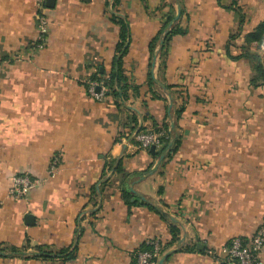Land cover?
Listing matches in <instances>:
<instances>
[{
  "label": "crops",
  "instance_id": "obj_1",
  "mask_svg": "<svg viewBox=\"0 0 264 264\" xmlns=\"http://www.w3.org/2000/svg\"><path fill=\"white\" fill-rule=\"evenodd\" d=\"M143 1L46 3V41L37 50L35 0H0V253L10 255L0 264H134L152 240L159 259L170 253L164 264H213L209 252L224 256L232 239L247 242L264 226V87L251 85L248 59L256 55L264 69V37H251L264 24V0H234L242 23L233 0H182L187 32L172 38L163 74L173 101L155 84L167 102L153 99L146 81L148 45L171 1ZM114 19L127 25L122 72L140 95L97 102L87 85L97 70L111 71ZM180 106V146L145 176L164 151L150 155L134 134L153 123L170 131ZM55 156L57 173L47 179ZM23 174L45 182L26 201L12 200L11 179ZM26 243V254L41 247L74 251V259L8 250Z\"/></svg>",
  "mask_w": 264,
  "mask_h": 264
},
{
  "label": "trees",
  "instance_id": "obj_2",
  "mask_svg": "<svg viewBox=\"0 0 264 264\" xmlns=\"http://www.w3.org/2000/svg\"><path fill=\"white\" fill-rule=\"evenodd\" d=\"M144 2L143 0H141ZM170 8L171 12L168 13L167 17L163 21L160 30L158 31L157 35L150 41L148 45V52H149V73L146 81V86L148 88V92L151 94V97L153 99L162 100L164 102H167V100L162 97L161 95L157 94L156 91V85L154 81L152 80V62L153 59L157 58V66H156V80L158 83L162 86L163 90L169 97L171 101H173L174 91L172 90V87L167 86L164 83L163 80V74L165 72V61L167 56V50L169 47V44L173 37L175 36H182L186 34L187 29H182L180 26L181 21L183 18H186L184 15V11L182 9V0H170ZM180 9V16L179 20L172 25L169 32L164 36L163 44L160 46L159 42L161 38L163 37L165 31L167 30L169 24L173 20L175 16L174 11V5ZM236 3L232 2L231 9L234 8ZM166 5H163V7ZM162 7V8H163ZM161 8V9H162ZM235 14L237 15V19L239 23H242V17L240 15V12L238 9H233ZM114 23L119 26V35H118V41L115 46V56L112 61V68L111 71L108 74H105V71L102 70L101 72L97 70L95 75L91 77L90 82H97L99 84H102V86L106 87L108 89V95L111 97L122 100L123 102H127L130 98L135 99L140 95V87L135 86L129 83V80L124 77L122 72V58L127 52V47H125L129 34H128V28L126 23L123 20L120 19H114ZM253 39H256V41H261V39L264 37V24L258 27L253 35H251ZM232 38V37H231ZM248 59L251 61L253 66V72H254V78L250 81L251 85H256L259 83L262 87H264V69L261 65L259 58L256 55L249 56ZM128 91H131V95L128 94ZM120 105V104H119ZM122 106V105H120ZM184 107L180 106L176 109L173 108L172 116H173V122L174 127L169 131L168 124H164L162 127H157L155 123L152 124L153 130H163L167 134V139L163 142V147L158 151L159 153H162L167 146L170 144V148L167 154V158H171L173 156L179 146H180V134L178 133L179 129L177 127V122L183 113ZM131 124H133L132 128L130 129V133L134 131L136 127V119H131ZM144 129L141 128L137 132H141ZM119 170V169H118ZM117 170V171H118ZM94 192V191H93ZM124 195L126 198L130 197L131 195L128 193L127 190H125ZM128 205V202H127ZM140 205L146 206V204L141 203ZM153 210V209H152ZM155 213H159V211L154 210ZM160 214V213H159ZM171 237L173 240H176L177 236L179 235V231L176 228H171ZM30 249L29 244L26 243L21 249H15L13 247L9 248V252L13 254H19V253H25ZM34 252L37 255L27 257L28 259H41V260H54V259H60L63 261H71L74 259V251L68 254V250H60L57 252H52L48 249L36 247L34 249Z\"/></svg>",
  "mask_w": 264,
  "mask_h": 264
},
{
  "label": "built area",
  "instance_id": "obj_3",
  "mask_svg": "<svg viewBox=\"0 0 264 264\" xmlns=\"http://www.w3.org/2000/svg\"><path fill=\"white\" fill-rule=\"evenodd\" d=\"M47 0H35L36 9V28L37 37L35 49H43L46 41L47 33V16L45 13V4ZM262 46L264 48V39ZM88 95L95 101L101 102L108 95V89L97 82H89L87 85ZM167 134L163 130L146 129L141 132H135L134 140L138 147L143 150H149L154 147L155 151L163 147ZM60 164V157L55 156L50 161L47 179H52ZM45 180H38L26 174L16 175L12 177L7 195L15 201H26L29 192L40 186ZM145 250L140 251L136 255L134 264H157L160 257L162 247L159 241L152 240L144 243ZM264 248V226L260 228L249 241L244 242L239 238L230 241L224 256H219L209 252L213 259V264H262L260 254Z\"/></svg>",
  "mask_w": 264,
  "mask_h": 264
},
{
  "label": "water",
  "instance_id": "obj_4",
  "mask_svg": "<svg viewBox=\"0 0 264 264\" xmlns=\"http://www.w3.org/2000/svg\"><path fill=\"white\" fill-rule=\"evenodd\" d=\"M54 2V0H47L46 3L47 5L48 4H52ZM179 16H180V9H177L176 11V15L174 16L173 20L171 21V23L169 24L167 30L165 31L163 37L161 38L160 42H159V45L161 46L163 44V41H164V36L169 32L170 28L172 27V25L179 19ZM155 60H156V57L153 59V63H152V66L154 67L155 66ZM152 80L154 81V83L159 86L161 89L162 86L158 83V81L156 80V78L154 77V75L152 74ZM169 109L171 108V102L169 103L168 105ZM170 128L172 129L173 128V123L171 122L170 123ZM170 144L167 146V148L164 150V153L163 155L159 158L158 162H157V165L154 167V169L150 170L147 175L145 176H149V175H152L157 166L162 162V160L164 159L165 155L168 153L169 151V148H170ZM149 153L150 155H154L155 154V149L154 147H151L149 149ZM114 170L111 171V173H113ZM145 176H142L140 180H143L145 178ZM130 191H132V188H130ZM163 217H166V215L162 214ZM24 222H25V225L26 226H31L33 225V217L31 215H25L24 217ZM170 253H166L165 255H163L158 261H157V264H164L166 258L169 256ZM10 255H7V254H4V253H0V257H9ZM23 256H32L31 254H23Z\"/></svg>",
  "mask_w": 264,
  "mask_h": 264
}]
</instances>
